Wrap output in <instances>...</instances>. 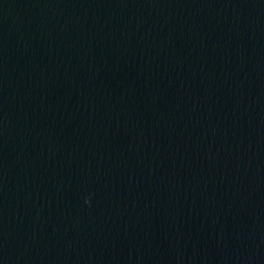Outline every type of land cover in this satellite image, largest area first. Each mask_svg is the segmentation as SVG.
Listing matches in <instances>:
<instances>
[{"label":"water","instance_id":"1","mask_svg":"<svg viewBox=\"0 0 264 264\" xmlns=\"http://www.w3.org/2000/svg\"><path fill=\"white\" fill-rule=\"evenodd\" d=\"M0 264H264V0H0Z\"/></svg>","mask_w":264,"mask_h":264}]
</instances>
